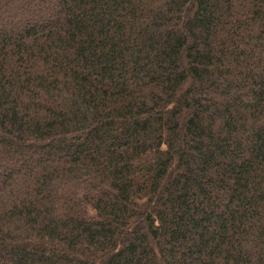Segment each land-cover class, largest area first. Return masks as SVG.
I'll list each match as a JSON object with an SVG mask.
<instances>
[{
  "label": "trees",
  "instance_id": "1",
  "mask_svg": "<svg viewBox=\"0 0 264 264\" xmlns=\"http://www.w3.org/2000/svg\"><path fill=\"white\" fill-rule=\"evenodd\" d=\"M0 264H264V0H0Z\"/></svg>",
  "mask_w": 264,
  "mask_h": 264
}]
</instances>
